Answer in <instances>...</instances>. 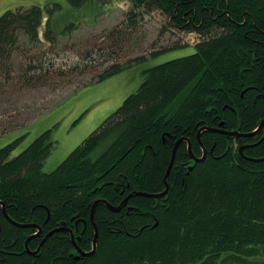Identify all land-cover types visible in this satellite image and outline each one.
I'll return each mask as SVG.
<instances>
[{
  "label": "trees",
  "instance_id": "trees-1",
  "mask_svg": "<svg viewBox=\"0 0 264 264\" xmlns=\"http://www.w3.org/2000/svg\"><path fill=\"white\" fill-rule=\"evenodd\" d=\"M96 1L69 0L75 8ZM129 1L126 19L71 63L57 59L58 36L79 23L57 30L60 3L0 16V86L11 79L16 54L22 86L57 77L74 93L104 81L148 58H125L124 39L154 11L201 37L191 55L146 69L139 89L55 170L43 169L54 147L51 130L18 156V140L0 148V264H264V125L252 136L223 133H251L264 120V0ZM204 127L219 131L203 130L200 142ZM179 139L166 195L133 196L118 212L101 202L92 220L97 200L119 206L133 191L164 192ZM189 143L197 158L208 150L204 161L191 158ZM243 143L251 146L241 152ZM10 220L41 228L29 251L37 227ZM76 221L77 244L89 255L76 259L63 230L31 254L50 231Z\"/></svg>",
  "mask_w": 264,
  "mask_h": 264
},
{
  "label": "rangeland",
  "instance_id": "rangeland-1",
  "mask_svg": "<svg viewBox=\"0 0 264 264\" xmlns=\"http://www.w3.org/2000/svg\"><path fill=\"white\" fill-rule=\"evenodd\" d=\"M53 3L62 5L54 18L57 30L70 22L79 23L73 31L58 36L57 59L69 63L80 59L81 53L91 47L94 38L120 25L132 9L129 0H98L94 7L87 5L81 8L71 6L69 0H0V16L9 9L32 5L46 8ZM139 18L137 26L125 36L124 55L125 58L138 55L148 58L74 93L61 84L63 78L55 77L40 87L16 83L22 61L16 54L11 79L3 80L0 86V148L18 140L12 154L18 156L41 134L51 130L54 147L43 169L45 172L55 170L128 96L139 89L146 69L191 55L196 51L194 45L201 41L197 33L171 27L160 11ZM44 48L49 50L48 43ZM66 49H73V52H66ZM163 49L155 55L151 54Z\"/></svg>",
  "mask_w": 264,
  "mask_h": 264
},
{
  "label": "water",
  "instance_id": "water-1",
  "mask_svg": "<svg viewBox=\"0 0 264 264\" xmlns=\"http://www.w3.org/2000/svg\"><path fill=\"white\" fill-rule=\"evenodd\" d=\"M222 125H223V123H222ZM263 125H264V120H263V122L261 123V125L259 126V128H258L256 131L251 132V133L223 132V131H221V132L226 133V134H230V135H234V136H237V137L252 136V135H254L256 132H258V131L263 127ZM205 129H209V130H213V131H219V130L212 129V128H205V127L202 128V129L200 130L199 134H198V139H199L200 142H201V140H200V134H201V132H202L203 130H205ZM183 140H184V139H179V140L176 142V144H175V146H174V148H173L172 158H171V161H170V165H169V167H168V169H167V172H166V175H165L166 189H165L164 192H162V193H160V194H150V193H147V192L135 191V192L131 193V194H130V195H129V196H128V197H127V198H126V199H125L120 205H119V206H114V205L110 204L109 202H107L106 200H97V201L94 203L93 208H92V214H91L92 220H94V212H95V208H96V206H97L99 203H101V202L105 203V204H106L110 209H112L113 211L118 212V211L121 210V208H122L124 205H127L128 200H129L131 197H133V196L138 195V196H146V197H162V196L166 195L167 192H168V190H169V184H168V182H167V179H168V177H169V175H170V173H171V170H172V168H173V166H174L175 158H176V153H177V149H178L179 145L181 144V142H182ZM189 151H190V153H191V158H192L195 162H202V161H204V160L206 159V157H207V150L204 148V155H203V157H201V158H197V157L193 154V152H192V149H191V143H189ZM190 169H191V168H190ZM0 205H2L3 208H4V204H3V203H0ZM4 209H5V208H4ZM6 216L8 217V215H6ZM10 221H12V220H10ZM12 222L15 223L14 221H12ZM15 224H17L18 226H22V227H31V226H34V227H37V228L39 229V232H37L35 235H32V236L26 241L27 250L29 251V247H28V242H29V240H31V238H33L34 236H38V235H40L41 232H42L41 228H40L38 225H31V224H18V223H15ZM58 231H61V227H58V228H56V229L50 231V232L45 236V238L43 239V241L41 242L39 248H38L36 251L32 252V254H35V253L41 248L42 244H43V243H44V242H45V241H46L51 235H53L55 232H58ZM97 240H98V231H96L95 239H94V242H93V245H94V249H93V251L96 250ZM78 250H79V254H80V255H83V256H84V255H89V253H85V252L81 251L80 249H78ZM79 257H80V256H79ZM79 257H77V258H79Z\"/></svg>",
  "mask_w": 264,
  "mask_h": 264
},
{
  "label": "flooded vegetation",
  "instance_id": "flooded-vegetation-1",
  "mask_svg": "<svg viewBox=\"0 0 264 264\" xmlns=\"http://www.w3.org/2000/svg\"><path fill=\"white\" fill-rule=\"evenodd\" d=\"M263 128V127H262ZM235 137H237V136H235ZM253 144V143H252ZM247 146H251V144L250 143H243L242 145H241V147H240V151L242 152H244V149L247 147ZM207 150V149H206ZM203 155H204V153H203ZM207 155H208V150H207ZM133 192H135V191H133ZM133 192H131V193H133ZM130 193V194H131ZM129 194V195H130ZM128 195V196H129ZM127 196V197H128ZM126 197V198H127ZM125 198V199H126ZM122 209V208H121ZM5 210V209H4ZM3 212H5V211H3ZM78 225H79V221H76L75 222V224H74V228L72 227V226H68L65 222H63L61 225H60V227H61V230H63V231H67L69 234H70V237H71V240H72V242H73V245H74V248L76 249V259H77V257H79L80 259L81 258H83L84 256L83 255H80L79 254V250L78 249H80L81 251H83L81 248H79V245L77 244V242H79L80 240H81V237H82V232H80L79 230H78ZM0 230H1V223H0ZM37 232H39V229L37 228ZM36 232V233H37ZM35 233V234H36ZM34 234V235H35ZM41 235H42V232H41ZM40 236V235H39ZM31 237V236H30ZM29 237V238H30ZM28 238V239H29ZM27 239V240H28ZM30 241V240H29ZM28 246H29V242H28ZM27 247V246H26ZM32 252V251H31ZM84 252V251H83ZM32 254V253H31Z\"/></svg>",
  "mask_w": 264,
  "mask_h": 264
}]
</instances>
